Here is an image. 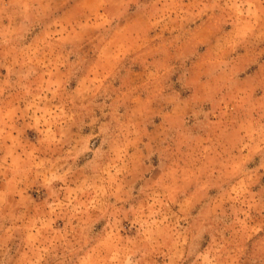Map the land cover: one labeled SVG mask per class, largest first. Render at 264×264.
Masks as SVG:
<instances>
[{
	"label": "rangeland",
	"instance_id": "rangeland-1",
	"mask_svg": "<svg viewBox=\"0 0 264 264\" xmlns=\"http://www.w3.org/2000/svg\"><path fill=\"white\" fill-rule=\"evenodd\" d=\"M0 264H264V0H0Z\"/></svg>",
	"mask_w": 264,
	"mask_h": 264
}]
</instances>
